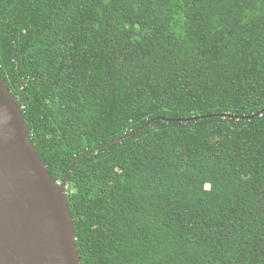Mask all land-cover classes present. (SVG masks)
<instances>
[{
	"label": "trees",
	"instance_id": "obj_1",
	"mask_svg": "<svg viewBox=\"0 0 264 264\" xmlns=\"http://www.w3.org/2000/svg\"><path fill=\"white\" fill-rule=\"evenodd\" d=\"M0 75L82 264H264V0H0Z\"/></svg>",
	"mask_w": 264,
	"mask_h": 264
},
{
	"label": "water",
	"instance_id": "obj_2",
	"mask_svg": "<svg viewBox=\"0 0 264 264\" xmlns=\"http://www.w3.org/2000/svg\"><path fill=\"white\" fill-rule=\"evenodd\" d=\"M216 116L248 119L234 115ZM208 117L212 116L176 122ZM133 134L106 146L122 142ZM83 156L72 163L62 182H56L31 140L22 114V97L15 100L0 75V264H82L68 207L67 177L72 166Z\"/></svg>",
	"mask_w": 264,
	"mask_h": 264
}]
</instances>
